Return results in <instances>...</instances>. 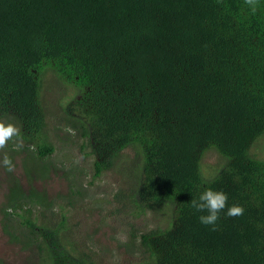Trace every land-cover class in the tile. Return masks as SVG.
<instances>
[{
    "label": "trees",
    "instance_id": "16d2710c",
    "mask_svg": "<svg viewBox=\"0 0 264 264\" xmlns=\"http://www.w3.org/2000/svg\"><path fill=\"white\" fill-rule=\"evenodd\" d=\"M47 68L76 89L64 119L94 155L93 177L134 146L133 202L173 206L168 227L140 236L154 264H264V157L251 152L264 136V0L254 14L244 0H0V119L40 157L55 149ZM208 150L224 160L210 175ZM207 188L228 194L215 231L191 207ZM44 201L16 180L2 213L23 218L51 264H91L63 246L64 222L31 218L27 205ZM233 204L243 215L225 216Z\"/></svg>",
    "mask_w": 264,
    "mask_h": 264
},
{
    "label": "rangeland",
    "instance_id": "374dc122",
    "mask_svg": "<svg viewBox=\"0 0 264 264\" xmlns=\"http://www.w3.org/2000/svg\"><path fill=\"white\" fill-rule=\"evenodd\" d=\"M41 79L46 132L55 149L45 157L31 150L32 146L28 151H13L11 142L0 150V160L6 152L15 164L11 173L0 166V264H51L43 239H35L23 218L17 213L11 217L2 213L16 180L25 195L34 193L48 200L27 205L33 207L31 218L52 228L64 222L60 238L74 254L91 264H154L140 236L168 227L173 206L158 204L140 210L133 202V186L142 164V156L134 146L120 152L112 168L94 178V155L88 147H82L80 132L64 119V107L75 96V87L48 68ZM2 119L16 123L12 117ZM251 152L264 157V136L253 143ZM223 162L219 153L208 150L201 167L210 175Z\"/></svg>",
    "mask_w": 264,
    "mask_h": 264
},
{
    "label": "clouds",
    "instance_id": "9594fccd",
    "mask_svg": "<svg viewBox=\"0 0 264 264\" xmlns=\"http://www.w3.org/2000/svg\"><path fill=\"white\" fill-rule=\"evenodd\" d=\"M244 3L250 7L254 14L257 11L259 0H244ZM10 142L13 151H20L24 147V141L17 124L11 120L0 119V150L8 148ZM31 150L34 151L35 147L32 146ZM0 166L9 173L15 171V164L6 152L0 160ZM227 201L228 194L225 191L207 188L199 194L198 198L191 199V207L196 212L206 213L199 216V221L205 226H211V230L215 231L218 227L217 221L221 218L220 213L225 210ZM244 211L242 205L233 204L227 207L224 214L226 217H237L243 215ZM118 238L121 237L118 235Z\"/></svg>",
    "mask_w": 264,
    "mask_h": 264
}]
</instances>
